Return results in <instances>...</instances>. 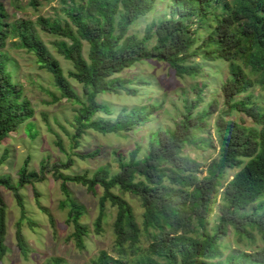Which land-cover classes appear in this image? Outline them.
Listing matches in <instances>:
<instances>
[{"label":"trees","instance_id":"obj_1","mask_svg":"<svg viewBox=\"0 0 264 264\" xmlns=\"http://www.w3.org/2000/svg\"><path fill=\"white\" fill-rule=\"evenodd\" d=\"M53 1L28 0L26 6L37 11L42 3ZM163 2L61 0L64 21L42 16L34 21H11L0 1V58L5 55L8 40L16 39L15 46L33 54L38 66L51 74L61 98L79 102L68 79L82 86L85 103L75 119V137L84 129L100 134L131 132L147 122L150 114L145 107L132 109L126 118L122 115L111 122L93 118L96 113H110L106 105L98 103L99 95L118 94L120 90L136 92L127 86L137 82L135 78L114 76L137 63H164L178 77L197 69L193 63L196 57L228 63V79L220 88L225 109L215 120L212 135L206 123L212 104L208 110L193 116L202 101V90L195 89L194 101L185 108L182 119L172 129L151 133L142 159L137 157L139 147L127 159L118 157L116 174L109 175L105 167L90 176H66L62 171L71 167L72 160L53 165L51 171L55 180L61 182L65 197L60 207L68 208L67 222L73 227L68 239L81 250L90 233L80 222L84 208L71 197L66 185L74 183L92 194L101 190L98 216L93 223L96 235L102 231L106 207L114 211L111 250L99 251L90 264H264V201H259L264 199V110L250 98L234 101L254 85L264 86V0H167L163 18L148 27L142 38L128 34L138 19L153 13ZM38 31L59 39L54 42L57 53L72 67L67 76L50 55ZM202 32L206 38L198 37ZM152 40L154 44L150 47ZM4 66L0 59V144L34 114L30 102L22 99L21 87L12 83ZM232 111L246 116L258 128L230 120ZM198 133L207 137L198 138ZM55 144L60 147L59 141ZM185 147L216 152V157L206 165L204 177L199 176L203 170L198 163L183 157ZM26 166L27 163L18 171L19 187L32 180H44L47 167L43 162L39 172H27ZM229 170L237 172L228 181ZM0 186L14 194L24 219L18 187L11 185L6 177H0ZM123 194L140 202L143 209L140 225ZM215 206L219 216L209 229L208 218ZM5 210L0 194V261L6 253ZM229 229L238 241L246 238L251 242L256 232L263 243L262 249L239 250L222 258L219 242ZM143 237L149 240L145 250L140 244ZM16 238L24 253L26 247L19 230ZM48 264H63V261L52 259Z\"/></svg>","mask_w":264,"mask_h":264},{"label":"rangeland","instance_id":"obj_2","mask_svg":"<svg viewBox=\"0 0 264 264\" xmlns=\"http://www.w3.org/2000/svg\"><path fill=\"white\" fill-rule=\"evenodd\" d=\"M0 1L11 21L21 19L34 21L39 16L60 18L62 21L66 19L61 10L64 8V5L60 3L61 0L42 3L37 11L26 6L28 0H20L19 3L13 0ZM167 3V0H164L153 13L138 19L130 27L128 34L142 38L148 27L163 18ZM38 32L50 55L59 62L64 76H67V72L72 67L57 53L54 42L59 39L44 32ZM203 32L198 34L199 38L207 37ZM16 43V39L8 40L4 49L5 55L0 59L5 65L4 72L10 75L12 83H17L21 87L22 99L30 102L34 114L0 144V159H2L0 177L8 178L11 185L18 187L17 194L21 199L25 215V218L21 219V209L14 194L0 186V194L6 209V253L0 264H48L52 259H60L63 264H90L99 251L111 250L114 241L112 231L114 211L106 207L102 231L96 235L93 223L98 216V198L101 190L98 189L95 194H92L81 185L66 183L71 197L84 208V215L80 222L88 227L90 232L84 239L85 247L78 250L73 241L68 239L73 232V227L67 222L68 208L60 207L65 197L61 191V182L55 180L51 171L53 165L72 160L71 167L62 171L66 176L82 174L90 176L99 168L105 167L109 175L116 174L118 157L127 159L128 154L135 147H139L137 157L142 159L147 153L151 133L172 129L174 124L182 119L185 108H189L194 101L195 89L202 90V101L193 111V116L208 110L209 105L212 104L211 115L206 120L212 135L214 122L225 109L220 88L228 79V63L218 59L208 62L196 57L193 63L197 65V69L183 77L176 76L173 70L161 62L137 63L114 77L135 78L137 82L141 81L144 84L139 85L134 81L128 84L129 89L136 91L134 94L120 90L118 94L99 95L98 103L106 105L110 113L108 115L96 113L93 118L111 122L120 119L122 115L126 118L127 113L132 109L145 107L150 114L147 122L131 132L107 131L105 134H100L84 129L80 136L75 137L77 129L75 119L81 112L82 103H85L82 86L68 79L79 102L61 98L51 74L38 66L33 54L17 48ZM153 44L152 40L149 46ZM83 54L87 56L85 43ZM248 98L264 110V86L254 85L245 93L236 96L234 101H244ZM214 101L216 106H213ZM229 119L248 128H258L249 118L235 111L231 112ZM197 135L198 138L207 137L204 133ZM57 141L60 142V147L55 144ZM182 155L198 163L203 170L199 176L204 177L206 165L216 157V152L208 148L185 147ZM42 162L47 167L44 180H32L29 184L19 187L18 171L23 165L27 163V172H39ZM236 172L237 170H229L227 180L229 181ZM121 196L132 207L136 222L140 225L143 212L140 202L128 194ZM255 205L250 206L246 211L250 212ZM262 211H264V205ZM218 216L219 211L215 206L208 218L209 229L216 223ZM17 230L26 247L24 253L17 243ZM140 244L142 250H145L149 240L143 237ZM262 247L263 243L256 232H253L251 242L246 238L238 241L236 235L229 229L228 234L219 242V254H222L224 258L239 250L260 251Z\"/></svg>","mask_w":264,"mask_h":264}]
</instances>
